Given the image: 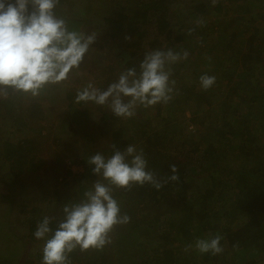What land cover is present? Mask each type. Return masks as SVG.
Listing matches in <instances>:
<instances>
[{
  "label": "trees",
  "instance_id": "obj_1",
  "mask_svg": "<svg viewBox=\"0 0 264 264\" xmlns=\"http://www.w3.org/2000/svg\"><path fill=\"white\" fill-rule=\"evenodd\" d=\"M129 1L126 0L123 7L117 1L120 9L113 16L99 20L102 27L98 35L105 30V34L113 40L111 48L122 47L113 63L104 65L98 59L99 72L95 74L103 79L99 88H106L121 71L138 67L147 51L186 49L188 38L198 28L187 24L202 15L205 18L216 17L210 26L219 31L221 41L214 47L217 54L211 53L216 60L215 67L202 71V75L215 76V83L206 91L187 82L176 85L179 93L167 103L170 114L163 117L161 103H158L150 109H156L153 119L145 124L141 109L136 110L134 117L122 119L112 116L106 106L99 108L98 117H93L87 107H81L83 103L74 106L70 118L72 128L80 127L82 119L94 123L92 128L80 127L76 130V140L85 153V159H74L83 166V170L75 175L78 191L60 193L56 190L54 207L57 211L53 213H42L44 210L39 205L40 201L29 199L27 203H32L33 211L43 215L25 216L28 226L24 237H30V245L42 244L43 241L33 235L37 221L44 215L55 217L51 224L55 229L57 221L63 217L64 204L69 200L79 201L91 187L98 177L91 173L87 165L89 156L97 152L112 155L113 143L121 150L129 144L139 143L137 149H143L149 169L160 176L171 175L170 165H176L179 179L167 183L160 190L148 184L134 186L131 191L115 189L113 195L120 203L121 212L127 213L130 221L114 227L110 234L111 243L102 250H74L69 256L71 264H229L231 249L235 250L236 263L233 264H262L264 0H218L215 5L212 0H135V5ZM56 13L64 16L59 6ZM178 19H186L189 23H182L181 31H174ZM69 21L70 27L82 31L85 19ZM229 22L234 25L230 27ZM189 28H195L192 35L187 34ZM172 33L175 35L170 39ZM125 37L131 39L126 40ZM167 42L170 44L164 46ZM174 42L185 44L178 46ZM176 80L179 81L178 77ZM223 83L225 86L220 88ZM217 88H220L218 93ZM75 94L72 90L68 91L70 101H74ZM214 94L220 96L217 106L213 102L216 100ZM204 104L206 107H203ZM186 105L195 112L191 120L196 125H203V128L199 126V132L197 129L196 132L177 128V119L183 111L181 107ZM202 107L204 115H197ZM2 111L9 116L8 122L13 121L10 123L13 128L20 131L26 127L33 132L16 143L8 138L3 139L0 149V159L9 164L13 178L9 186L13 185L19 192V196L15 193L5 194L14 204L21 202L19 197L23 199L31 192L39 191L40 185L35 184L42 175L36 173L39 166L36 160L40 158L36 153L46 140L43 133L46 126L42 124L46 117L45 106L35 97L12 93L6 100L0 98ZM157 118H161V121ZM138 127L142 129L140 133L134 131ZM57 155L55 164L62 165L64 154ZM244 156L249 159L239 167L230 161ZM29 168L36 173L33 182L25 175ZM65 186V191L71 189L70 183L67 182ZM20 211L25 212L23 204H20ZM147 212L152 213L151 216ZM144 213L146 218L140 221V215ZM8 223L9 220L0 222V264H34L37 259L42 260V251L21 255L24 241L17 249L7 244L8 232L3 226ZM217 233L224 237L221 240L225 249L222 254H200L194 247L184 251L185 246L194 245L197 238ZM22 234L15 236L17 238Z\"/></svg>",
  "mask_w": 264,
  "mask_h": 264
},
{
  "label": "clouds",
  "instance_id": "obj_2",
  "mask_svg": "<svg viewBox=\"0 0 264 264\" xmlns=\"http://www.w3.org/2000/svg\"><path fill=\"white\" fill-rule=\"evenodd\" d=\"M60 2L0 0V98L6 100L12 93L37 97L48 86L60 85L69 79L70 73L80 70L98 33L70 27V21L56 13ZM216 3L218 0H212L213 5ZM195 24L201 27L205 21L198 18ZM194 31L195 28H189L187 34ZM188 57L186 49L147 51L138 67L121 71L106 88L88 83L78 89L74 103L106 106L112 116L122 119L134 117L138 107L167 104L179 93L172 79V66ZM215 80V76L208 74L199 77L205 91ZM111 148L110 156L97 152L86 159L91 173L98 178L79 201L69 200L64 204L63 217L55 229L51 227L55 217L44 215L37 221L33 235L43 241L41 264H71L69 256L77 248L81 252L90 248L99 251L111 243L114 227L130 221L113 195L115 189L131 191L134 186L148 184L160 190L179 179L176 165H170L171 175L160 176L149 169L143 149L138 150L135 145L129 144L121 150L113 143ZM222 239L218 233L197 238L184 251L194 247L200 254L216 256L225 250Z\"/></svg>",
  "mask_w": 264,
  "mask_h": 264
},
{
  "label": "rangeland",
  "instance_id": "obj_3",
  "mask_svg": "<svg viewBox=\"0 0 264 264\" xmlns=\"http://www.w3.org/2000/svg\"><path fill=\"white\" fill-rule=\"evenodd\" d=\"M119 1L124 6L126 0H61L59 6V11L64 14V17L67 19H85L83 29L81 32L91 33L96 31L98 34L101 30V23L99 22L100 19H103L107 16H113L117 9L120 7L117 4ZM131 4L135 5V0L129 1ZM129 4V5H131ZM137 4V3H136ZM128 5V4H126ZM60 15V14H59ZM188 15V13H187ZM205 21V27L201 26L198 27L195 34L188 38L186 50L189 51V57L186 61H180L177 63L173 69L174 73L172 79H175L176 85L182 84L183 82H187L190 84L197 85L199 88V77L202 75V71L206 69H213V66L216 65V60H214V54H217V50L214 49L215 46H218L221 42L219 39V31L216 27H211V21L216 19V17H209L205 18L203 15L202 17ZM224 18V17H223ZM197 19H194L192 23H189L188 20L178 19L177 26L174 31H181V24L182 23H189V26H195V22ZM102 21V20H101ZM221 22L222 20H219ZM104 22V21H102ZM234 23L229 22V26ZM105 29V28H104ZM105 31V30H104ZM104 31H101V34L98 35V39L96 42L91 46L92 48L89 50L88 54L85 56L84 61L80 66V70H76L70 73L69 79L63 82L60 85H51L48 86L41 94L35 97L41 104L45 106V114L46 117L42 120V124L46 126V129L43 130V133L46 137L45 142L42 143L40 147V151L36 153L37 156H40L36 162L39 164L36 173L40 174L41 177L36 181L35 185L38 186L39 191L31 192L29 195L21 199L19 197L20 204H23L25 207V212L20 211V204L12 203L8 198H6L5 194L15 193L19 196L18 189L13 187V185L9 186L10 183L13 181L11 172L9 170V164L4 163L2 159H0V222L9 220L7 226H3L4 230L8 232V243L12 244L14 248H21L20 244L22 241L26 242L25 247L21 249L22 256L33 255L35 252L39 253L42 249V244L36 243V246L30 245L29 239L30 237H24L27 232V223L25 222V216L29 215H37L41 216V212L33 211L32 203L27 201L38 202L40 201L39 205L44 210L42 213H53L56 212L57 209L54 207L55 200L57 198L56 190L60 193H76L78 191V185L75 184V175L80 173L83 170V166L75 162V160H83L85 159V153L83 152V148L79 147V143L77 142L78 135L76 134V130L78 128H92L94 124L92 121L84 122L82 119V124L80 127L76 126V129L72 128L70 124V118H72V109L74 106L78 104L74 103V101H70L69 97L67 96L68 91L72 90L76 92L78 89L84 87L88 83H92L95 87H101L100 83L103 82V79L97 78L95 72H99L97 67L98 59L101 60L104 65L113 63L115 61L116 56L121 51V48L115 47L112 49L113 40L111 37L107 36ZM104 32V34H103ZM228 33V32H227ZM226 34V33H225ZM175 33L170 35V39L174 37ZM121 43H125L122 41ZM175 44H185L183 42H174ZM170 42L164 44V46L169 45ZM181 44V45H182ZM179 46V45H178ZM210 58V59H209ZM88 61V62H87ZM186 63V65H184ZM198 65V66H196ZM178 77L179 81L176 80ZM175 85V86H176ZM225 84L220 86L224 87ZM227 86V85H226ZM217 88V92L220 90ZM214 89V91H216ZM67 93V94H66ZM18 94V93H17ZM21 94V93H19ZM211 95V94H210ZM21 96L29 97L30 95L21 94ZM215 96V94L213 95ZM32 97V96H31ZM216 99L214 105L217 106V103L220 102V96L216 95ZM213 99V100H214ZM206 104L203 105V107ZM81 106V105H80ZM81 107H87L92 111L93 117H98L97 112H99V108L101 106H97L93 103H88L87 105L82 104ZM153 107V106H152ZM152 107L144 108L138 107L142 111V117L145 120L143 124L148 122L150 119H153L154 112L156 109L150 110ZM197 113V115L203 116L204 115V108ZM206 107V106H205ZM162 116H168L170 114V110L168 109L167 104H162ZM190 108V107H189ZM188 106H182L183 109L182 113L179 115L177 119V128L181 131L183 129H188L189 131H197L199 132L200 127L203 128V125L200 123L196 125L191 119L194 116V111ZM199 110V109H198ZM197 110V111H198ZM162 118V117H161ZM161 118H157V120L161 121ZM215 116L211 118L214 120ZM9 116L6 115V112H0V149L2 150L3 139H11L12 142L15 143L30 136L33 132L32 130H27L26 127H22V130L18 131L11 126L8 122ZM264 123V119H263ZM81 129V128H80ZM136 133H140L142 131L141 127H138L134 130ZM196 131V132H197ZM134 132V133H135ZM132 133V132H131ZM137 147L139 145L134 143ZM78 146V148H77ZM64 154V163L62 165L55 164V160L58 159L59 154ZM61 157V156H60ZM247 157L237 158V159H230V161L234 162L233 165L239 167V165H243L245 162L247 163ZM69 171L71 173L69 174ZM36 173L33 171L32 168H29L26 171L28 178L32 179V182L35 178H33ZM46 179H48L46 181ZM41 181V182H40ZM70 183L71 189L66 190V184ZM43 185V186H41ZM65 191V192H64ZM42 193V194H41ZM41 198V199H39ZM39 199V200H38ZM10 203V208L8 207ZM50 207V208H49ZM9 209V210H7ZM148 213V212H147ZM150 214V213H148ZM152 214V213H151ZM150 214V216H151ZM146 216V213L140 215V221H143ZM16 238L15 234H21ZM234 249H231V262L229 264L236 263L234 260ZM250 252V251H249ZM42 260H36L34 264H41ZM235 261V262H234ZM264 264V262H262Z\"/></svg>",
  "mask_w": 264,
  "mask_h": 264
}]
</instances>
